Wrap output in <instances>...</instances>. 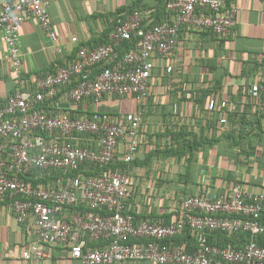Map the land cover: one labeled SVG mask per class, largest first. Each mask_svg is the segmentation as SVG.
Listing matches in <instances>:
<instances>
[{"label":"built area","instance_id":"built-area-1","mask_svg":"<svg viewBox=\"0 0 264 264\" xmlns=\"http://www.w3.org/2000/svg\"><path fill=\"white\" fill-rule=\"evenodd\" d=\"M48 5V0H14L1 5L5 60L17 78L22 74V21L35 18L48 39L57 42ZM165 8L170 18L154 24L146 23L138 10L127 16L118 14L106 43L92 49L79 48L71 63L36 81L35 93L17 91L0 107V200L10 202L20 224L32 220L39 239V243L23 250L22 259L49 258L41 248L44 244L62 248L82 264H264V247L255 241L256 237H264V191L246 194L235 185L227 194L213 199L189 196L171 223H136L127 210L129 179L124 173L74 178L59 190L30 186L22 179L27 174L49 171L66 174L82 164H107L121 143L126 147L122 160L129 163L133 159L139 147L140 114L92 112L72 119L65 113L48 116L39 105L61 90L59 101L68 105L86 100L98 102L106 95L130 97L142 104L149 96L155 61L174 53L182 26L222 36L230 31L236 14L234 7L227 8L226 0H170ZM71 41L75 43L77 39ZM125 43H131L132 48L120 57L117 49ZM165 70L170 73L172 68L167 66ZM248 93L264 108V69ZM227 105L226 101L210 99L208 110H223ZM74 133L96 136L98 149L57 140ZM45 135L54 138L47 140ZM77 206L81 208L64 217L67 208ZM185 230L196 237L197 245L192 250L166 242ZM207 231L242 232L251 239L242 249H221L207 244ZM90 242L103 243V247H88Z\"/></svg>","mask_w":264,"mask_h":264},{"label":"crops","instance_id":"crops-1","mask_svg":"<svg viewBox=\"0 0 264 264\" xmlns=\"http://www.w3.org/2000/svg\"><path fill=\"white\" fill-rule=\"evenodd\" d=\"M13 1L0 0V8L4 2ZM168 1L48 0L57 42L48 39L33 17L19 24L20 81L7 67L6 47L0 33V104L17 91L35 93L36 81L71 63L79 48L92 49L106 43L116 13L138 10L146 23L154 24L170 18L165 8ZM226 1L236 9L230 31L216 36L182 26L174 53L155 61L149 97L142 104L133 98L123 100L107 95L98 102L86 100L78 105L59 101V106L68 105L61 109H70L76 112L74 115L140 114L139 147L133 157L139 165L127 173L131 194L128 209L140 221L163 217L172 222L179 214L181 200L187 196L213 199L227 194L235 185L246 194L264 191V108L248 93L264 69V0ZM72 38L77 41L73 43ZM167 66L172 68L170 73L165 70ZM208 99L226 101L228 105L223 110L209 111ZM117 100L122 102L120 107L116 106ZM125 100L131 101V107ZM222 119L224 123L220 122ZM182 132L191 133L200 142L193 154L187 153L181 159L155 154L176 145L175 137ZM80 141L98 149L94 138L82 136ZM125 151V144L121 143L118 154ZM69 213L65 212L64 217ZM190 233L166 241L191 249L194 239ZM209 242L224 247L221 249H242L247 244L243 237L231 233H210ZM34 243H39V239L32 220L20 224L10 202L0 200V264H82L62 248L44 244L41 248L49 258L22 259L23 250Z\"/></svg>","mask_w":264,"mask_h":264},{"label":"trees","instance_id":"trees-1","mask_svg":"<svg viewBox=\"0 0 264 264\" xmlns=\"http://www.w3.org/2000/svg\"><path fill=\"white\" fill-rule=\"evenodd\" d=\"M228 4L229 3L226 1L227 8L230 7ZM134 11H132V12H134ZM132 12L125 13V14L123 13V14L127 16L128 14H130ZM206 13L207 12H204V14H206ZM118 14H122V12H118V13L115 14L113 30H114V28L116 26V23H117L118 19H119L117 17ZM166 14L168 16L167 12H166ZM122 19H123V17H122ZM158 22H161V21H158ZM207 32L212 33L210 31H207ZM130 48H132V44L131 43H125L122 47L118 48L117 51L119 53V56L121 57L123 55V53L125 51L129 50ZM99 67L100 66L96 67V72H99V70H98ZM48 73H50V72H48ZM21 76H22V74H21ZM20 78H18L19 81H20ZM62 91L63 90L57 91V93H56L54 98H52L50 100H45L39 105L41 110L46 115H48V116H57L59 113H65V114H68L70 116V118H72V119L79 118L80 115H87V116L91 115V112H86L85 114L74 115L76 112H71L70 109H61L59 107V98L61 96V92ZM114 98H118V97H114ZM125 98H130V97H125ZM118 99H124V98H118ZM5 102L1 103L0 107L3 106V104ZM208 102H209V99L207 100V103ZM207 109H208V104L206 105V110ZM99 113H105V112H99ZM82 136H84L86 138H94L97 141V143H98V140H97L98 138L96 136H94V135L77 134V133L72 134L69 138H61V137H59V138H57V140L60 143H65V144H69V145H71V144L72 145H78L80 147H84V148H88V149H94V148L90 147V145H88L87 143H82L80 141V138H82ZM194 137L195 136H193L191 133H185V132L178 133L177 137H175L176 145L170 146V147H166L163 150L155 151V154H157V155L158 154H162L163 157L172 156V157H175L176 159H181V157L185 156L187 153H190L188 155H191V154H193V151H196V149H197V147L199 146V143H200L198 140L194 139ZM52 138H54V137L50 138V137L46 136L47 140H50ZM122 157H123V155L118 154V151H117L115 153V156H114L113 160L111 162L107 163V164H82L79 167L78 170L73 171V172H69V173H66V174L63 173L62 171H49V172H43V173H39V174H36V173L27 174L26 176H23L22 179H24V181H26L30 186H36V187L48 188V189L55 188V189L59 190V189L63 188L68 181H71L74 178H81L82 179V178H86V177H100L102 175H105V174H108V173H113V172H120V173H124V174L127 175L128 170L131 167L139 165L138 161L136 159H134V158L129 163H125L122 160ZM130 197H131V194H130V191H129L128 200L130 199ZM188 197L189 196H187V197H185V198H183L181 200L179 211H180V208L182 206L183 201L186 198H188ZM128 200L126 202L127 210H128V212L130 214H132L129 211V209H128ZM80 208H81V206L71 207V208H67V209L71 213V212H73L75 210H79ZM132 215L134 216L136 223L143 222V221L138 220L135 217L134 214H132ZM263 218H264V215H263ZM155 221H160L163 224L171 223L170 220H167V219H165L163 217H161L160 219H153V220L146 221V222H155ZM189 233H190V231L185 230L182 234L190 236ZM210 233H221V234H224V235L225 234L226 235L229 234V233H224V232H219V231H212V232L207 231V232H205V237H206L207 244L208 245H212V246H217V245H214L213 243L209 242V234ZM232 235L243 237L246 240L247 243L251 239L250 235L247 234V233L239 232V233H234ZM192 237L194 239V242L192 243V246L193 245L194 246L191 247V249H188L190 247L186 248L187 251L192 250V248H194L197 245L195 235H192ZM255 241L257 242V244L260 247H264V237H256ZM166 242L169 243L168 241H166ZM92 243H96V242H92ZM102 244L103 243H100L97 246L96 245L93 246V244L88 243V247L101 248V247H103ZM217 247L224 248V247H221V246H217Z\"/></svg>","mask_w":264,"mask_h":264},{"label":"rangeland","instance_id":"rangeland-1","mask_svg":"<svg viewBox=\"0 0 264 264\" xmlns=\"http://www.w3.org/2000/svg\"><path fill=\"white\" fill-rule=\"evenodd\" d=\"M125 99H126V98H125ZM123 100H124V99H123ZM128 100H130V99H128ZM119 101H120V100H117V101H116V104H117L116 106H117V107H120V105H121V103H122V102H119ZM124 102H125L126 104H128L129 107H131V104H130L131 101H129V102L127 103L126 100H125Z\"/></svg>","mask_w":264,"mask_h":264},{"label":"water","instance_id":"water-1","mask_svg":"<svg viewBox=\"0 0 264 264\" xmlns=\"http://www.w3.org/2000/svg\"><path fill=\"white\" fill-rule=\"evenodd\" d=\"M59 107H61V108H67L68 105H60Z\"/></svg>","mask_w":264,"mask_h":264}]
</instances>
